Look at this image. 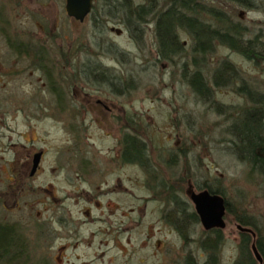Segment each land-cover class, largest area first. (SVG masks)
Segmentation results:
<instances>
[{"label": "rangeland", "instance_id": "obj_1", "mask_svg": "<svg viewBox=\"0 0 264 264\" xmlns=\"http://www.w3.org/2000/svg\"><path fill=\"white\" fill-rule=\"evenodd\" d=\"M219 6L226 11L239 29L246 31L245 36H252L259 31L262 33V39L264 38L263 10L251 9L233 2ZM33 7V11L27 14V20H22L23 26L31 28L35 33L43 32L41 26H44L48 33L58 35L52 42L50 41L52 36L48 35L51 49L56 48L57 44L63 46L66 51H74V48H77L82 63L90 61L92 64L112 66L113 69L110 70L112 74L123 75L124 80L127 79L128 83L134 85L128 87L127 91L129 115H139L143 120L145 138L154 153L162 152L163 148L182 144L184 137L187 138L193 149L190 174L197 179V184L201 183L202 176L197 173L195 163L200 164L209 183H219L222 186L230 204L237 212L244 208L246 212L255 215L258 226H261L264 232V180L261 179V175L251 172L249 165L237 159L229 150V142L226 140L229 134L225 130L228 120L214 111L209 103L202 102L200 97L194 95L191 86L180 72L184 60L181 54L174 56L175 62L156 57V38L152 24H142V39L136 41L123 23L109 17L106 4L100 0L96 1L93 13H89L81 21L67 15L65 0H33ZM180 39L186 42L185 46L189 49L191 43L189 35L181 31ZM80 42L83 45H80ZM114 46L124 50L125 54L121 55L124 57L122 62L114 57L116 55L120 58L119 53L109 50ZM85 49L92 52L84 51ZM103 51H110L113 58L103 54ZM222 58L232 61L239 67L242 77L264 91V61L249 60L225 44L216 43L213 52L205 55L207 61L203 62L205 63L203 73L208 75L215 61L218 62ZM64 70L69 73L67 68ZM37 76V73L31 77L23 74L11 81L8 89L2 91L1 98L6 96L9 99H20L22 104L0 107V221H17L22 225L31 243L30 247L33 248L30 252L33 260L29 262L35 263L44 251L40 247L43 241L36 231V222L48 212L46 203L49 201L46 190L39 191L36 186L47 185L55 189L57 195L61 194L62 190L69 186L61 179L59 170H50V167H57L59 162L73 161L72 152L61 151L62 148H67L71 141L66 139L56 126L50 125L49 119V121L39 119L43 113L35 106V102L44 98L50 99L52 96L45 89L42 93L39 91ZM81 78L84 79V76ZM90 88L93 90V85H90ZM215 97L230 108H241L245 104L244 98L231 88L217 90ZM29 99L33 102L25 105V101ZM28 120L31 122L30 131ZM99 131L100 129L93 123L92 134L96 135L100 133ZM176 140L180 141L176 143ZM21 144L27 146L26 148L49 146V153L43 161V171L33 180L35 185L33 188L16 185L9 180L12 173L7 162L15 156L14 147L20 150L16 153L17 162L25 157L20 148ZM97 146H100V143L97 142ZM138 174L137 168L130 166L129 188L137 195L147 194L146 186L142 190L135 180L132 181ZM194 179L192 178V182L195 184ZM138 204L137 197L130 194L128 238L121 250L115 247L105 248V245L98 242L101 236L97 235L94 245L84 244L60 251L62 249L59 244L65 241V238L60 237L56 238L48 250L55 259L50 264H81L85 259L90 260L88 264H160L162 253L158 248L173 245H176V253L182 254L184 251L179 235L169 232L157 219L160 205L157 202H150L141 209L142 205ZM225 221L224 241L219 249V257L222 263L230 264L239 253V230L233 214L225 216ZM97 225H86L84 232L87 233L89 228ZM192 229L194 234L191 235L197 237L201 231L200 225L194 223ZM195 247L194 244L190 245L191 250ZM60 253L65 256L61 257ZM26 260L27 258L22 256L17 259L23 262Z\"/></svg>", "mask_w": 264, "mask_h": 264}, {"label": "flooded vegetation", "instance_id": "obj_2", "mask_svg": "<svg viewBox=\"0 0 264 264\" xmlns=\"http://www.w3.org/2000/svg\"><path fill=\"white\" fill-rule=\"evenodd\" d=\"M33 9V0H0V107L20 105V99H9L6 96L1 98L2 91H6L10 82L23 74L31 77L37 73L39 91L42 93L45 89L52 96L50 99L44 98L35 102V106L43 113L39 119H49L50 125L56 126L66 139L71 141L69 146L61 151L68 150L73 154L72 162H59L57 167H50V170H59L61 179L68 188L57 195L52 187L36 186L39 191L46 190L49 200L46 203L48 212L40 220L42 228L40 231L36 230L43 241L40 247L44 249L36 263L50 264L55 261L48 250L56 238L60 237L65 238V241L59 244L62 249L60 251L84 244L91 246L97 235L101 236L98 242L105 245V248L115 247L121 250L128 238L130 194L137 197L142 205L141 209L150 202H157L160 205L158 221L162 222L169 232L179 235L183 245L178 231L180 225L177 222L181 221L182 215L178 214V209L181 212L185 208L186 215L187 212L194 211L198 216L189 192L204 189L203 185L207 181V176L203 175L201 166H198L200 164L195 163L197 173L202 176L201 183L197 184V179L190 174L193 153L191 142L184 137L182 144L163 148V153H154L145 138L143 120L139 115H129L128 86L124 82V76L121 75L120 82L103 84L92 83L85 76L87 81L81 83L84 73H79L82 71L80 52L65 51L59 44L55 50L51 49L49 36H52V42L58 35L48 33L44 26H41L43 32L35 33L31 28L22 25V20H27L28 12ZM98 65L99 72L105 74L107 79L114 78V74L110 72L112 66ZM65 68L69 73L65 72ZM89 84L93 85V90ZM29 102L31 104L33 100L25 101V105H29ZM28 119L30 120V117ZM29 120L28 131L32 121ZM93 123L100 129V133L96 135L91 132ZM179 141L176 140V143ZM97 142L100 146H97ZM130 142L134 144L132 149ZM142 144L146 148H143ZM11 145L14 146L13 143ZM26 147L22 144L20 146L25 157L19 162L16 158L19 148L14 147L15 156L7 162L12 173L9 180L16 185L33 188V180L43 171V161L49 153V146ZM38 151L41 152L38 165L32 171L33 156ZM130 166L139 171L132 181L135 180L142 190L146 186L147 194L137 195L130 190ZM187 174L185 182L181 181ZM170 183H176L172 194L166 197L157 195L162 185ZM51 202L55 204L52 205ZM96 224V227L89 228L87 233L84 232L86 225ZM197 224L201 229L204 228L199 216ZM254 233L252 236L256 235L255 231ZM23 235L25 239L28 238L26 232H23ZM175 247L176 245L158 248L162 253L160 264H176L179 259ZM182 250L191 251L190 246H182ZM59 255L65 256L61 253ZM89 261L85 259L81 264H88Z\"/></svg>", "mask_w": 264, "mask_h": 264}, {"label": "trees", "instance_id": "obj_3", "mask_svg": "<svg viewBox=\"0 0 264 264\" xmlns=\"http://www.w3.org/2000/svg\"><path fill=\"white\" fill-rule=\"evenodd\" d=\"M96 1L94 0L89 13H93ZM100 1L106 4L109 17L116 18L123 23L136 41L142 39V24H152L156 38L155 53L158 59H168L175 62L174 56L181 54L184 60L181 63L180 72L184 80L191 86L194 95L200 97L202 102L209 103L214 111L222 114L224 119L228 120L225 130L229 134V138H226L229 142V150L237 159L247 163L251 172L261 175V179L264 180V91L259 90L242 77L239 67L227 58L219 59L218 62L215 61L212 70L210 69L211 72H208L210 75L208 73L206 75L202 70L205 64L203 62L207 61L205 55L213 52L216 43L229 46L233 51L240 53L249 60L264 61L262 33L258 31L252 36H245L246 31L239 29L226 11L219 6V4L233 2L264 12V0ZM217 3L219 4L217 5ZM181 31L186 32L191 39L189 49L185 46L186 42L180 39ZM80 45L83 44L80 42ZM76 49L74 48V50ZM109 50L119 53L120 58L116 55L114 57L119 62L123 61L124 57L121 55L125 54L124 50L118 49L116 46L110 47ZM84 51L92 52L86 49ZM103 54L113 58L110 51H103ZM189 55L191 56L190 59ZM80 67L82 71L79 73H84L81 77H88L92 83L120 82L121 75L116 73L112 80L107 79L105 74L99 72L98 63L92 64L90 61H84ZM124 82L127 83L128 87L134 86L131 82L128 83L127 79ZM225 88H231L241 95L245 101L244 106L230 108L229 105L220 102L215 97V93L217 90ZM141 146L146 148L144 144ZM131 147H134V144L130 142V149H132ZM187 177L188 174L180 180L185 182ZM174 184L162 185L161 191L157 195L169 196L175 189ZM203 187L225 197V216L233 214L237 223L249 226L256 232V235L252 236L249 231L239 230V253L230 264H259L251 248L252 243L255 244L262 258V264H264V232L262 227L258 226L256 216L246 212L244 208L237 212L235 207L230 204L229 198L219 183L211 184L205 181ZM179 204L184 206L182 203ZM177 206L180 208L179 205ZM178 211V214L181 213L182 215L181 221L177 219L180 225L178 231L183 244L181 246L187 247L194 244L196 247L189 252H183L179 255L176 253L179 259L176 264H225L221 262L219 257V249L224 241L223 228H202L199 235L194 237L191 235L194 234L192 228L194 223H198V216L194 211L187 212L186 215L185 208L181 212L179 209ZM36 228L40 231L42 222H36ZM23 232L22 225L17 221H0V262L36 264L29 262V260H33L30 254L33 248L30 247L29 238L25 239ZM19 256L25 257L27 260L24 262L17 261Z\"/></svg>", "mask_w": 264, "mask_h": 264}, {"label": "water", "instance_id": "obj_4", "mask_svg": "<svg viewBox=\"0 0 264 264\" xmlns=\"http://www.w3.org/2000/svg\"><path fill=\"white\" fill-rule=\"evenodd\" d=\"M93 2L94 0H65L66 13L76 20H84L91 11ZM40 154V151L34 153L32 171L38 165ZM189 196L198 213L200 223L205 229L225 227L226 199L222 194L204 188L198 191L191 190ZM237 228L249 231L252 235L255 234L249 226L238 223ZM251 248L259 263L262 264V258L254 243L251 244Z\"/></svg>", "mask_w": 264, "mask_h": 264}]
</instances>
